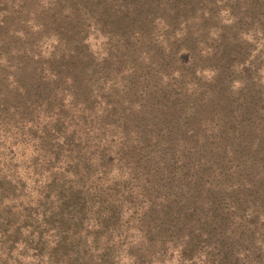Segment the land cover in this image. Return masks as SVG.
<instances>
[{
    "label": "rangeland",
    "instance_id": "rangeland-1",
    "mask_svg": "<svg viewBox=\"0 0 264 264\" xmlns=\"http://www.w3.org/2000/svg\"><path fill=\"white\" fill-rule=\"evenodd\" d=\"M0 264H264V0H0Z\"/></svg>",
    "mask_w": 264,
    "mask_h": 264
}]
</instances>
